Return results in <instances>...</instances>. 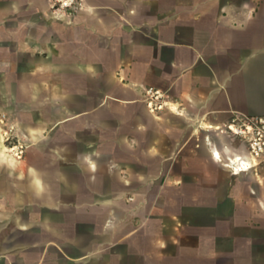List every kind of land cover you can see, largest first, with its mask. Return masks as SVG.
Returning <instances> with one entry per match:
<instances>
[{
    "label": "crops",
    "instance_id": "1",
    "mask_svg": "<svg viewBox=\"0 0 264 264\" xmlns=\"http://www.w3.org/2000/svg\"><path fill=\"white\" fill-rule=\"evenodd\" d=\"M48 12L47 0H0V77L20 78L15 88L28 105L22 134L40 141L47 127L54 141L46 156L50 168H32L16 184L43 205L55 202L56 191L70 196L98 235L76 236V255L69 256L60 246L66 237L48 215L33 223L11 209L17 197L0 198V264H47L51 246L71 264L102 262L110 245L136 244L124 192L136 190L137 181L148 186V176L174 174L169 162L160 166L170 160L161 145L177 136L173 123L140 101L144 85L171 90L181 105L168 101V108L197 122L192 132L204 163L182 173L198 176L193 190L199 192L197 198L186 193L185 180L178 190L198 206L213 208L226 198L235 208L225 218L209 212L212 224L199 226L192 251L167 264H264V166L229 172L220 191L210 164L231 171L225 159L245 145L208 127L236 114L264 116V0L181 6L175 0H85L68 24L48 22ZM9 157L0 135V162ZM9 176L0 166L6 196ZM202 190L209 197L202 198ZM130 200L135 208L143 201L141 195ZM146 229L155 235L154 227Z\"/></svg>",
    "mask_w": 264,
    "mask_h": 264
},
{
    "label": "rangeland",
    "instance_id": "2",
    "mask_svg": "<svg viewBox=\"0 0 264 264\" xmlns=\"http://www.w3.org/2000/svg\"><path fill=\"white\" fill-rule=\"evenodd\" d=\"M48 1L49 12L46 15L48 22L70 23V20H58L52 17L50 9V0ZM187 0H175V5H185ZM4 74V75H3ZM0 77V135L2 136V144L7 147H14V151H9V159L6 162L1 161L0 166H7L10 171L11 190H8L7 196L0 194L1 199H9L17 197V202L13 208L14 212L22 214L23 219H29L33 223L39 219V215L46 214L55 222L60 228V231L66 237L60 246L69 256H75V247L71 244L76 236H84L88 240L95 239L98 232L93 231V223L85 221L82 217L84 214L79 211L70 196L60 195L56 191V200L52 204L38 203L30 197H27L26 190L19 189L16 181L24 178L25 174L32 168H39L46 170L50 168L52 159L47 158L50 151L53 150V130L44 128L40 141H35L27 138L22 134V109L28 107L24 100V95L20 89L15 88V84L20 78L15 75H7L5 72ZM8 76V77H7ZM35 76V75H32ZM150 89H154L153 93H149ZM157 89V90H155ZM158 92V93H155ZM154 99L155 95H158ZM140 101L148 107V102L152 101V114L159 116L163 122L174 124L175 134L177 135L174 141L172 137H168L167 142L161 145L163 156L169 155L170 160L161 161L160 166L163 167L167 162L170 163L171 168L175 170L171 174H159L157 177L148 176L145 185L141 181L135 182L136 190H126L124 192V201L129 207L126 208V214L131 215L130 222H128L127 229L137 228L138 240L136 244L133 243H114L110 245L105 251L104 260L101 261H87L85 264H167V261H174L172 256L181 253H189L192 251V245L197 243V230L199 226H205L211 223L208 218L209 212L214 211L218 217L225 218L231 216L235 208L230 206L228 199L220 198L216 206L213 208H206L198 206L197 200L192 201L185 196L181 190H178L181 181L185 180L186 193L191 196H197L198 190H193L196 187L198 176L196 174H184L185 167L189 165L191 168H197L203 165L202 154L199 146L196 145V133L192 129L197 122L184 118L183 113H174L165 101L175 102L171 95V90L162 88H155L151 85H144L142 87ZM56 101L54 96L51 98V103ZM37 102V101H36ZM162 105L161 108H157ZM150 110V108L148 107ZM38 116V111L34 112V116ZM184 120V121H183ZM36 125V124H35ZM171 129V128H170ZM166 132V131H165ZM165 132L164 135H165ZM170 132V131H167ZM214 131L209 132L211 137ZM132 139V137H131ZM130 140V138H129ZM214 142V138H212ZM22 150V152H20ZM51 156V155H50ZM264 166V164L259 165ZM211 174H215L216 182L219 185L220 191L224 190V186L229 183L228 173L230 172L220 162L216 165L210 164ZM137 170V168H136ZM144 170V169H142ZM171 172V169H170ZM141 179L144 180V175ZM142 187V189L140 188ZM140 188V190H139ZM145 189V190H143ZM198 191V192H197ZM77 193V192H76ZM111 193H113L111 191ZM202 198L209 197L206 191H201ZM114 195V194H113ZM135 195H141L142 200L139 204L133 207V202L130 198ZM195 196V197H196ZM192 198V197H191ZM197 198V197H196ZM90 209V208H89ZM5 210V209H3ZM81 213L83 215H81ZM154 227L155 235H146L147 229ZM113 238L117 236V225L113 227ZM149 237H152L151 239ZM47 264H71L65 257L58 253L54 246L49 247L46 255Z\"/></svg>",
    "mask_w": 264,
    "mask_h": 264
},
{
    "label": "built area",
    "instance_id": "3",
    "mask_svg": "<svg viewBox=\"0 0 264 264\" xmlns=\"http://www.w3.org/2000/svg\"><path fill=\"white\" fill-rule=\"evenodd\" d=\"M50 1L51 14H54V18L58 20H63L60 18V15H63L72 21L74 14L85 7V0ZM148 92L153 93L151 89ZM154 97L157 99V95ZM151 102H148L150 109L152 108ZM215 132L231 139H238L245 145L244 152L230 151L231 155L237 159L233 163L234 166L231 167V173L236 174L237 172L252 170L256 167L255 161L258 162V165L264 164V116L236 114L222 125H218ZM235 166L238 168L237 172Z\"/></svg>",
    "mask_w": 264,
    "mask_h": 264
},
{
    "label": "bare ground",
    "instance_id": "4",
    "mask_svg": "<svg viewBox=\"0 0 264 264\" xmlns=\"http://www.w3.org/2000/svg\"><path fill=\"white\" fill-rule=\"evenodd\" d=\"M158 93V92H157ZM159 96V94L157 95V97ZM156 98V97H155ZM168 101H165L164 102V104L165 105H167L168 106ZM152 105V102L150 103V106ZM149 107V106H148ZM162 107V105H159L157 108L159 109V108H161ZM150 111H153V109H150ZM209 128H214V129H218V126H212V125H209L208 126ZM1 138H2V136H1ZM4 149H5V151L8 153L9 151H14L15 149H16V146H14V147H10V148H7V147H5L4 146ZM9 154V153H8ZM219 157V156H218ZM237 161V159L234 157V156H230V157H227L226 159H225V165L232 171V166H234L233 165V163L234 162H236ZM255 166H259L258 165V162H256L255 161ZM235 169H236V172L238 171V168L235 166ZM238 173V172H237Z\"/></svg>",
    "mask_w": 264,
    "mask_h": 264
}]
</instances>
